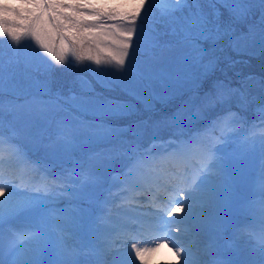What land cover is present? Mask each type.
<instances>
[{
	"label": "snow or ice",
	"instance_id": "obj_1",
	"mask_svg": "<svg viewBox=\"0 0 264 264\" xmlns=\"http://www.w3.org/2000/svg\"><path fill=\"white\" fill-rule=\"evenodd\" d=\"M151 15L148 0H0V37L17 45L24 38H30L60 65L72 56L76 60L93 61L98 66L112 65L115 69L112 73L115 79L105 87L113 91L119 89L124 98L94 93V90H90L94 94L82 96L74 105L79 115L71 122H55V140L49 145L53 156L58 152L70 153L81 136L87 140L118 139L128 128L114 127L111 122L134 115L137 104L150 106L154 100L163 102L177 93L185 95L184 104L166 119L187 124L234 99L241 105L249 102L244 84L253 77H246L240 87H232L218 73L224 67L239 63L228 55L230 52L259 51L264 56V0H178L147 25ZM162 37L167 39L162 40ZM22 71L28 69L0 58V139H3L7 115L16 108L8 85ZM44 96L48 99L34 97L30 103L46 108L51 96L47 90ZM261 120L264 121V107ZM124 143L131 158L138 150L137 145L132 141ZM217 160L218 156L214 155L210 166ZM210 169L190 187L179 188L176 202L170 201L171 207L159 210L162 215L128 217L121 225L126 233L123 248L112 252L111 259L100 264H127L129 252L136 264H149L150 258L162 248L174 253L175 264H202L190 248L177 246L174 238L188 230V223L183 221L197 219L191 210L204 196L197 186L205 175L216 174ZM50 182L49 191L28 189L27 197L5 203L0 209V251L3 254L4 226L11 216L41 204H53L60 196L83 198L90 206H103L96 194L81 197L78 193H69V181L60 174L52 175ZM0 197H5L2 185ZM72 212H77L78 216H73ZM92 213L93 207H48L41 227L26 245L24 257L15 259L13 264H40L39 256L45 250L56 253L57 264H76L66 240L68 229L90 230ZM176 214L186 219L173 220ZM149 229L166 233L163 243L159 242V236L154 241L146 239ZM148 243L152 246H144ZM0 264H6L5 260L0 259Z\"/></svg>",
	"mask_w": 264,
	"mask_h": 264
},
{
	"label": "rangeland",
	"instance_id": "obj_2",
	"mask_svg": "<svg viewBox=\"0 0 264 264\" xmlns=\"http://www.w3.org/2000/svg\"><path fill=\"white\" fill-rule=\"evenodd\" d=\"M178 2V0H148V4L151 5L152 8H156L158 11L160 10H169L173 7L174 4H176ZM29 51H32V49L35 47L34 45H29ZM29 54V53H28ZM242 59L243 57H247L246 54H252V56L250 58L256 59L255 61V66L257 67V63L259 58H262V55L260 54L259 51L256 52H241ZM53 59L52 57H47V61L44 64H49V62L51 64H49V67L53 64V66L58 67L60 64H57L55 61L51 62ZM70 61L69 57L67 58V61ZM253 63H251V66L254 65ZM107 67V70L109 72V78L106 80H101L100 79H93V82L98 85V80H99V85L105 89H109L107 87H105V84L107 82H110L112 80L115 79V77L112 75V73L115 71L114 67L112 65H107V64H103ZM264 67V66H263ZM64 71V70H63ZM95 69L94 67H91L89 72H92L95 75ZM58 72H61V69H59ZM81 77H77L75 78V80L77 81L78 85H81L84 88H89V84L88 82L83 83L80 80ZM31 79V78H29ZM28 79V80H29ZM28 80L24 83L25 84H30L27 86H24V88H28V91H31V89H33V87L38 86V83H43L41 84L43 87V89L47 90L48 92H50L51 94H54L57 99V95L56 93L59 92L58 90L56 91H51L46 85H45V80L43 81H38V80H32L31 82H28ZM32 83V85H31ZM253 85L255 86V82ZM30 86V88H29ZM13 92V91H12ZM39 92V91H38ZM37 92V93H38ZM63 92V90H62ZM115 94L119 95L121 98L123 97V94L119 92V89H116L115 91H113ZM75 95H70V96H65L64 92L63 95L61 96V99L64 100V102H67V100L70 101H76V102H72L74 105L76 103H78L79 99L81 97H74ZM33 98H27L28 103H29V107L32 110L33 116L32 119L35 122V119L37 120V123L41 126V121H39L37 119V115H38V111L39 114L41 115L42 111L39 110V108H37V106L35 105V103H30V101H32ZM60 99V100H61ZM57 101L58 105L63 104L61 101ZM187 100V96L185 95H181L179 93H177L174 96H170L168 97L165 101L161 102V101H152V104L150 106H145L144 104H137L136 105V112L134 117H129V118H125V119H121V120H116V121H112V125L114 127H119V128H125L129 123L128 122L130 120H134L135 118L140 117V114L143 113H151L154 112L155 114L152 115L153 116H160L163 117L162 112L168 108H170L172 105L177 104L175 106V108L172 110L171 114L174 113L176 111L177 108L181 107L182 104H184V102ZM53 101V100H52ZM54 102V101H53ZM169 105V106H168ZM162 111V112H161ZM261 112V111H260ZM259 112V113H260ZM152 114V113H151ZM171 114L168 116L170 117ZM69 115V114H68ZM261 115V114H260ZM240 115H238L236 112H230L229 115L221 117V120L219 121L218 127L219 130L217 132L218 135H221V137L223 139L219 140L220 138L213 134V133H208L207 129H203L201 131L202 133V138L206 139L207 137H209L211 140L209 141V145L207 146H202L199 142L197 141H192L188 140L187 141H179L178 142H174V140H169L167 141V144H169V146H173L171 147L172 151V155H176L179 157H188V159H193L194 157L200 156L202 158H210L213 159L214 155L218 156V160L216 162H214L211 166L209 164V166L214 170V172L216 174H210V177L214 179L212 183L218 185L219 187H221L223 189V192L227 193L228 197L230 198L231 196V185H230V179H229V175L232 172V170L234 169L235 166H241L243 168L244 165L248 164L251 159L258 157V161H259V165L261 164L260 167V171L262 174L261 180H260V174H259V179H257V183L255 184V187L253 188V193L255 195V199L253 198L252 200L247 201L246 203L248 204L247 206H239L237 207L235 210L238 211L239 213V217H244V216H250L253 215L250 212V209H255V205H257L259 207V211L257 213L258 216L264 218V121L261 120V118L259 120H257L256 122H253L252 125L250 126H246L245 129H241L242 125H243V121H241V117H239ZM41 120L42 122H44V125L47 126L48 122H47V116L41 115ZM70 119L72 120L71 115H69ZM123 122V123H122ZM128 122V123H126ZM168 122L170 124H172L173 126H175L176 124H179L180 126H184L185 123L183 121H173V120H168ZM116 125H120V126H115ZM132 124V123H131ZM189 123H187L186 125L188 126ZM44 126V127H45ZM139 129L140 130H135L133 133H136L137 135H139L140 131H141V126L140 124H138ZM189 128L187 127V130ZM36 132H38V130H34ZM178 131V130H177ZM33 132V131H32ZM30 132L31 134H36V132ZM180 132V131H178ZM124 133V132H123ZM112 140V142H115L116 139H100V140H87L85 136H81L79 138V144L80 142L84 143V147H88L86 152H89L90 149H101V146H99L98 148H94V146H96L98 143H108ZM124 140V139H123ZM224 140H226L224 142ZM40 141V137L39 140ZM38 141L34 144V145H38ZM134 142L137 146H139V144H137V142ZM187 142V143H186ZM239 142V143H238ZM104 143V144H105ZM226 143H234L233 147L231 149H225V145ZM126 144V143H125ZM166 144V145H167ZM221 145L222 150L218 149V145ZM94 145V146H93ZM166 145L164 147H166ZM213 148L212 151H209L210 148ZM154 148H158V146H153L151 151H155ZM217 151V152H216ZM140 154L141 157H145L147 156L150 151H147L145 149H141L140 150ZM202 152V154H200ZM227 152V153H226ZM194 154H197L196 156H193ZM22 164L25 165L26 167H31L32 165V161L31 160H27L26 158L22 159ZM104 164L106 165L107 161L103 160ZM128 165H133L134 167L137 168L136 164L134 162H129ZM230 165V166H229ZM229 166V168H228ZM78 170H83L81 168H78ZM88 173V178L92 179L93 181H97L98 177H97V172L96 170H94L92 167H89L86 170ZM73 175L76 177L77 173H73ZM106 179V184L103 185V193H106L108 195H112L115 198V201H110L107 203L106 207L104 208L103 211V217L104 219H108V218H112L113 216L118 217V211L122 210L123 211V205L121 203L118 202L117 200V196L119 195V188L117 186H121V180L120 178H118L117 176H113V175H107V177H105ZM211 184H209V188L211 187ZM90 185L89 183H85L82 188H80L82 191L85 190V188ZM7 197L11 196V202L16 201L18 199H21L22 197V193H17V192H10L7 191ZM224 202V201H223ZM67 205H72V203L69 201ZM39 206H44V204H41ZM71 207V206H70ZM233 207V206H232ZM250 208V209H249ZM196 209V207H194V209H192L191 211L194 212ZM130 211H127L126 214H128ZM132 213V212H131ZM133 214V213H132ZM177 217L174 220H179V219H183L184 217H182L181 214H177ZM31 218L34 219L36 221V223H40L42 225L41 222H43V218L44 216L41 214L40 210L34 211L33 214L31 215ZM127 220V218H125ZM186 219V218H185ZM187 220V219H186ZM122 223L125 222L124 219L121 220ZM190 221V220H187ZM191 222V221H190ZM194 222V221H193ZM223 228L220 227L219 229ZM98 238L100 239V246H104L108 243H112L113 246L115 247V249H122L124 246V240L122 236L115 234L114 236H109V237H101L98 236ZM77 247H80L79 243H75ZM111 244V245H112ZM27 244H24L23 246H25ZM23 246H20V251L21 252H25V249L23 248ZM69 246V245H68ZM144 246L146 247H151L152 245L145 244ZM220 248H225L226 246H223V244L217 245ZM70 250L73 252V255L75 257V250L73 248H71L69 246ZM111 249V248H110ZM109 249V250H110ZM165 249V248H164ZM166 250V256H158L159 252L156 253L153 257L150 258L149 264H175V260L173 258L174 253L169 251L168 249ZM244 253L246 254L247 259H251L249 262L251 264H262L264 262L262 255L259 253L257 254V252H252V251H247L244 250ZM53 255H56L55 252L51 253ZM252 255V257H251ZM240 257V256H239ZM17 258H20V256H18ZM127 263L130 264H136L134 258L131 257L130 252L127 255ZM92 264H99L98 262H91Z\"/></svg>",
	"mask_w": 264,
	"mask_h": 264
},
{
	"label": "trees",
	"instance_id": "obj_3",
	"mask_svg": "<svg viewBox=\"0 0 264 264\" xmlns=\"http://www.w3.org/2000/svg\"><path fill=\"white\" fill-rule=\"evenodd\" d=\"M147 7L148 5H146L145 10H147ZM164 12L166 11L165 10L158 11L156 8H152V15L149 17L148 21L146 22L147 25H151L153 19L160 18ZM142 15H143V11H142ZM164 39H167V37H162V40ZM26 42L27 41L24 38L20 43L21 45H26L27 44ZM21 45L14 44L6 37H0V58H2L8 64H12V65L19 64L21 65V67L28 69V71H22L18 73L15 79L12 80L8 85V88L11 89L10 98L14 99L16 102L21 100L27 105H29L27 98L28 99L30 97L34 98L35 97L33 96L34 94L37 95L45 94L46 90L43 89V87H41L42 86L41 84L43 83H38L37 84L38 86L33 87L31 91H28L27 90L28 88L25 89L24 86L30 85L28 83L24 85V83L29 78L38 81L45 80L46 81L45 85L53 92L58 90L59 92H57L56 95H60V96L63 95V92L65 96H70L69 93H71L75 95L74 97H82L84 95H92L94 93H102L104 95H109V96H119L115 94L113 90L105 89L102 87V85L100 86L99 80L97 81L98 85L96 84V82L95 83L93 82V79H100L101 81L109 78L108 75L110 74L105 65L101 64L98 66L93 61L76 60L74 57L69 56L70 61L68 60L65 64L59 65L58 67L53 66L52 64L50 66L52 70L50 71L49 66L47 64H44L46 61H41L43 60L44 57L39 49L34 47V49L32 50L33 53L30 54V52H23L22 48H20ZM18 48H20V50ZM228 55L231 58L239 61V63L231 67H224V70L218 73L221 79H224L232 87H240L241 82L245 81L247 74L249 75V73L252 72L253 75L251 77H254V81H251L252 79H248L246 80V83L244 85L247 84L253 85L254 83L252 82H255L256 85H262V86L257 91L247 90V89H253L251 85H249V87H244V90L247 92L249 97V102L246 105H241L238 99H234L230 104L225 105L222 108L207 112L203 118L196 120L194 122H190L188 126L185 124L184 129H187V127L196 128L203 125L204 123H211V124L215 123L217 117L219 115H222V113L226 112L227 110H236L244 114L246 117L249 116L251 117L255 115L253 114V112H256L257 107L264 104L262 103V101H264V67H263L264 56H262V58H259L258 60L259 63H257L258 65L256 67L254 64L256 59L250 58L252 54H246L247 57H243V59H242L243 55L241 53L230 52L228 53ZM251 63H253L254 65L251 66ZM91 67H94L95 75L92 72H89ZM32 69H35V71H32ZM59 69H61V72H58ZM256 75H258L259 79L256 78ZM77 77H81L80 80L83 83L85 82L90 83L89 88H84L81 85H78L77 81L75 80V78ZM31 79H29L28 82H31ZM90 90H94V93L93 91ZM48 93L51 94L50 92ZM72 102H76V101L69 100V103L71 105H74ZM177 104L172 105L170 108L164 110L163 112L161 111L162 115L164 114L170 115L172 110L175 108ZM35 105L39 109L47 108V107L41 108V106L38 104ZM63 113H65L63 109H57L53 113V118L56 119L58 116L62 115ZM161 120L162 118L160 116H154L150 121L147 120L149 124L147 123L148 125L146 129L143 132H140L141 134H143L141 137L142 142L145 140V136L147 132L150 131V128L152 126H156L158 128L157 131L158 135L161 134L172 135V128L174 126L170 124L168 126V130H166L165 127H161ZM44 130L46 133L47 132L51 133L50 128H46Z\"/></svg>",
	"mask_w": 264,
	"mask_h": 264
},
{
	"label": "water",
	"instance_id": "obj_4",
	"mask_svg": "<svg viewBox=\"0 0 264 264\" xmlns=\"http://www.w3.org/2000/svg\"><path fill=\"white\" fill-rule=\"evenodd\" d=\"M256 169V162H252L243 168L237 170L232 176V181L235 186L236 193L233 203L238 202L240 199L248 198L251 194V180L254 177ZM237 188V189H236ZM235 192V191H234Z\"/></svg>",
	"mask_w": 264,
	"mask_h": 264
},
{
	"label": "bare ground",
	"instance_id": "obj_5",
	"mask_svg": "<svg viewBox=\"0 0 264 264\" xmlns=\"http://www.w3.org/2000/svg\"><path fill=\"white\" fill-rule=\"evenodd\" d=\"M192 239V238H191ZM198 245H200V243H198ZM166 250L164 248H162L160 251H159V256L163 255V256H166Z\"/></svg>",
	"mask_w": 264,
	"mask_h": 264
}]
</instances>
